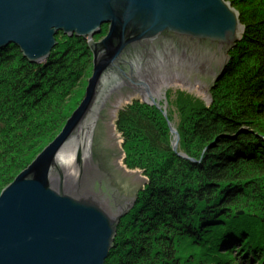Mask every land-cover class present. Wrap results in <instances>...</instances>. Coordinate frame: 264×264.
Segmentation results:
<instances>
[{
	"label": "trees",
	"instance_id": "obj_1",
	"mask_svg": "<svg viewBox=\"0 0 264 264\" xmlns=\"http://www.w3.org/2000/svg\"><path fill=\"white\" fill-rule=\"evenodd\" d=\"M229 2L243 39L213 84L209 107L183 96L178 152L172 120L157 108L135 100L118 113L124 165L146 183L106 264H264V0ZM57 43L42 64L13 45L0 51V194L84 96L87 40L61 34Z\"/></svg>",
	"mask_w": 264,
	"mask_h": 264
},
{
	"label": "water",
	"instance_id": "obj_2",
	"mask_svg": "<svg viewBox=\"0 0 264 264\" xmlns=\"http://www.w3.org/2000/svg\"><path fill=\"white\" fill-rule=\"evenodd\" d=\"M104 25L107 37L95 42ZM244 31L228 0H0V50L13 45L41 64L63 33L89 39L94 56L78 110L0 196V264H106L146 182L121 165L120 106L138 98L161 107L178 152L168 88L210 105Z\"/></svg>",
	"mask_w": 264,
	"mask_h": 264
},
{
	"label": "rangeland",
	"instance_id": "obj_3",
	"mask_svg": "<svg viewBox=\"0 0 264 264\" xmlns=\"http://www.w3.org/2000/svg\"><path fill=\"white\" fill-rule=\"evenodd\" d=\"M229 1V0H228ZM108 30H109V26H107V31L105 32V34H103L102 33V35H101V37H94L92 40H94L95 42H101L105 37H107V35H108ZM244 33H245V31H244ZM244 33H243V35H242V39H243V36H244ZM61 34H63V33H60L59 34V36H61ZM64 35V34H63ZM65 36V35H64ZM58 37V36H57ZM67 37V36H66ZM241 39V40H242ZM85 40H87V42H88V44H89V39H85ZM241 42V41H240ZM239 43V42H238ZM238 43H237V45H238ZM4 49H6V48H4ZM4 49H2V50H4ZM1 51V50H0ZM230 62H231V55H230ZM230 62H229V64H230ZM42 64V63H41ZM227 66H228V64H227ZM93 74H94V56H93V54H92V63H91V73H90V75L88 76V79H86L85 80V82L83 83L84 85H83V90H84V96H83V98H82V101H81V103L79 104V106L74 110V112L71 114V116H70V118L72 117V115L76 112V110H78V108L80 107V105L82 104V102H83V100L85 99V96H86V91H87V88H88V86H89V81H90V79L93 77ZM221 74H222V72H221ZM223 75V74H222ZM218 79L216 78L215 79V81L213 82V84L217 81ZM213 84H212V86H213ZM212 86L210 87V89H209V91H208V93L210 94L211 93V88H212ZM185 95H187V96H190V97H192V98H194L193 100V102L194 103H203L206 107H209L210 105H208L207 104V102L204 100V99H202V98H200V97H198V96H196V95H194V94H192V93H189V92H187V91H185V90H183V89H180V88H178V87H176V86H174V87H171V88H168V90H167V92H166V95H165V97H166V100H167V102H168V104H169V106L173 109V111L177 114V116L179 117V109H178V105H180L181 104V101L183 100V101H185L186 100V98L185 97H183V96H185ZM135 100H138V101H140L141 103H144V104H146V105H153V104H151V103H148V102H146V101H143V100H141V99H138V98H132V99H126L125 101H124V103L120 106V109H119V111L124 107V106H126L127 104H129V103H131V102H134ZM180 101V103H178ZM212 103V102H211ZM119 111H118V113H119ZM159 111L163 114V112L161 111V108H159ZM117 116H118V114H117ZM164 116V115H163ZM69 118V119H70ZM180 118V117H179ZM68 119V120H69ZM116 119H117V117H116ZM181 122V121H180ZM67 123V122H66ZM66 125V124H65ZM65 127V126H64ZM168 127L170 128V126L168 125ZM64 129V128H63ZM63 129L61 130V132L63 131ZM60 132V133H61ZM60 133L56 136V138L60 135ZM119 135V134H118ZM119 137L121 138V136L119 135ZM55 138V139H56ZM54 139V140H55ZM53 140V141H54ZM52 141V142H53ZM51 142V143H52ZM50 143V144H51ZM49 144V145H50ZM48 145V146H49ZM47 146V147H48ZM119 146H120V148H121V150H122V139L120 140V144H119ZM46 147V148H47ZM45 148V149H46ZM44 149V150H45ZM43 150V151H44ZM42 151V152H43ZM41 152V153H42ZM40 153V154H41ZM39 154V155H40ZM38 155V156H39ZM37 156V157H38ZM37 157L35 158V160L37 159ZM34 160V161H35ZM33 161V162H34ZM32 162V163H33ZM120 162H121V165H122V167L125 169V170H127V171H129L130 173H135V172H138V171H132V170H129L125 165H124V153H123V155H122V157H121V159H120ZM31 163V164H32ZM30 164V165H31ZM22 173V172H21ZM20 173V174H21ZM19 174V175H20ZM18 175V176H19ZM17 176V177H18ZM139 176L141 177V178H143L144 180H146L142 175H141V173L139 172ZM16 177V178H17ZM15 178V179H16ZM15 181V180H14ZM13 181V182H14ZM12 182V183H13ZM11 183V184H12ZM146 183V182H145ZM145 183L140 187V189L137 191V194H136V197H135V199H134V202H133V204H132V206L129 208V210H128V212H127V215H126V217L128 216L129 217V213H131V211H133V209L134 208H138V204H137V197H138V194H139V192L142 190V189H144L143 187H144V185H145ZM10 184V185H11ZM7 188V187H6ZM5 188V189H6ZM4 189V190H5ZM3 190V191H4ZM2 191V192H3ZM2 194V193H1ZM1 194H0V196H1ZM204 208H206V207H204ZM120 215V214H119ZM119 217V216H118ZM117 217V218H118ZM126 217H124V218H122L121 219V221H120V224H119V226H118V229H119V227H120V225H121V223L125 220V218ZM127 221V220H126ZM129 221V220H128ZM111 253V252H110Z\"/></svg>",
	"mask_w": 264,
	"mask_h": 264
},
{
	"label": "bare ground",
	"instance_id": "obj_4",
	"mask_svg": "<svg viewBox=\"0 0 264 264\" xmlns=\"http://www.w3.org/2000/svg\"><path fill=\"white\" fill-rule=\"evenodd\" d=\"M148 106H150V107H154V108H157L158 110H159V108H161V107H158V106H156V105H148ZM162 111V110H161ZM170 134H171V132H172V129L170 128Z\"/></svg>",
	"mask_w": 264,
	"mask_h": 264
}]
</instances>
